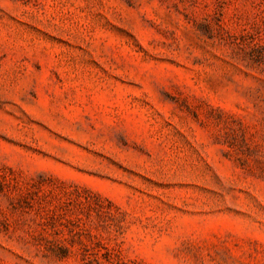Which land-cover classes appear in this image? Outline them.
<instances>
[{"label":"rangeland","instance_id":"374dc122","mask_svg":"<svg viewBox=\"0 0 264 264\" xmlns=\"http://www.w3.org/2000/svg\"><path fill=\"white\" fill-rule=\"evenodd\" d=\"M0 264H264V0H0Z\"/></svg>","mask_w":264,"mask_h":264}]
</instances>
